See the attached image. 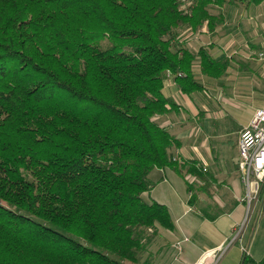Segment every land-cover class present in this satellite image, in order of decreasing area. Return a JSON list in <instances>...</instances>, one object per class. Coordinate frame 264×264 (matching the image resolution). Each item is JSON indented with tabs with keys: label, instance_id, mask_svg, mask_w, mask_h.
<instances>
[{
	"label": "trees",
	"instance_id": "1",
	"mask_svg": "<svg viewBox=\"0 0 264 264\" xmlns=\"http://www.w3.org/2000/svg\"><path fill=\"white\" fill-rule=\"evenodd\" d=\"M226 1L0 0V264L145 262L156 228H174L144 196L150 175L187 166L156 120L178 109L165 81L191 94L198 69L227 72L182 36L214 30Z\"/></svg>",
	"mask_w": 264,
	"mask_h": 264
},
{
	"label": "crops",
	"instance_id": "2",
	"mask_svg": "<svg viewBox=\"0 0 264 264\" xmlns=\"http://www.w3.org/2000/svg\"><path fill=\"white\" fill-rule=\"evenodd\" d=\"M197 32L192 33L195 38L187 37L184 42L194 51L206 45L197 41ZM196 74L200 81L208 79L210 86L217 80L203 75L199 69ZM241 76L219 82L209 90L220 93ZM204 90L187 94L180 90L173 76L165 81L163 92L178 109L157 116L156 120L179 141L178 146L171 148V154L187 162V166L181 172L155 169L150 175L154 186L144 196L168 207L174 228H156L143 264H203L212 256L219 257L215 264H240L243 248L250 254L243 245V237L233 243L230 240L246 214L245 203L238 201L245 193L237 164L239 136L256 109L264 106V100L246 118L230 117L226 122L219 107L206 103ZM194 167L198 171L205 167L212 176L209 190H205L204 181ZM238 244V248L234 247Z\"/></svg>",
	"mask_w": 264,
	"mask_h": 264
},
{
	"label": "rangeland",
	"instance_id": "3",
	"mask_svg": "<svg viewBox=\"0 0 264 264\" xmlns=\"http://www.w3.org/2000/svg\"><path fill=\"white\" fill-rule=\"evenodd\" d=\"M210 11L219 16L221 21L217 22L214 30L207 24L201 27L197 32V41H203L211 47V53L217 59L227 58L230 65L221 78L212 81L213 86L209 85L208 79L202 80L207 88L203 92L205 101L212 107L220 108L224 121L229 122L230 117L242 120L264 100V60H257L258 52H264V3L227 0L222 6H212ZM182 34L183 37L195 38L190 31ZM208 42L211 44L208 45ZM233 75L243 76L237 77L231 86H225L220 93L209 90L216 88L219 82H228ZM261 204L242 233L243 245L257 260L264 256V212ZM234 236L235 232L232 239ZM214 258H208L203 264H211Z\"/></svg>",
	"mask_w": 264,
	"mask_h": 264
},
{
	"label": "built area",
	"instance_id": "4",
	"mask_svg": "<svg viewBox=\"0 0 264 264\" xmlns=\"http://www.w3.org/2000/svg\"><path fill=\"white\" fill-rule=\"evenodd\" d=\"M183 1L191 5L196 0ZM258 1L264 3V0ZM257 59L264 60L263 51L258 52ZM237 164L245 188L244 195L238 198V201L245 203L246 214L242 223L235 229V236L231 243L242 238L244 229L262 202L264 190V106L256 109L250 121L240 131ZM218 259L219 257H215L211 264H215Z\"/></svg>",
	"mask_w": 264,
	"mask_h": 264
}]
</instances>
